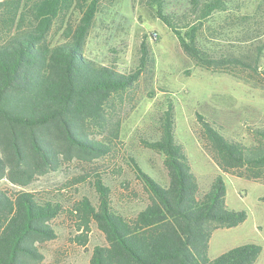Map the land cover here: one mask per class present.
Listing matches in <instances>:
<instances>
[{
    "label": "trees",
    "instance_id": "1",
    "mask_svg": "<svg viewBox=\"0 0 264 264\" xmlns=\"http://www.w3.org/2000/svg\"><path fill=\"white\" fill-rule=\"evenodd\" d=\"M104 1L0 0V179L25 185L63 161L89 160L111 150L112 141L95 139L92 130L117 133L110 108L134 86L149 52L142 43L141 65L129 73L84 56L88 31ZM151 1L195 64L263 84L264 28L255 14L237 16L242 34L228 47L206 37L207 18L228 9V0L196 2L195 20L186 12L165 11L164 0ZM71 7L79 10L78 21L68 22L62 41L49 42L52 25ZM198 121L204 147L222 172L264 179V129L258 130L257 141L244 143L228 138L201 115ZM157 122L158 136L144 143L162 154L167 184L135 164L150 202L126 217L110 206L109 188L97 178V205L84 197L74 206L78 228H83L78 241L85 243L91 221L105 238V244L93 246L89 264H254L261 252L255 242L208 256L213 230L236 226L247 213L227 206L221 174L200 191L175 138L172 101L165 103ZM61 211L60 202L32 191L9 194L0 188V264H37L39 244L56 236L50 221Z\"/></svg>",
    "mask_w": 264,
    "mask_h": 264
},
{
    "label": "rangeland",
    "instance_id": "2",
    "mask_svg": "<svg viewBox=\"0 0 264 264\" xmlns=\"http://www.w3.org/2000/svg\"><path fill=\"white\" fill-rule=\"evenodd\" d=\"M198 1L201 0H164V10L186 12L188 19L195 20ZM245 13L255 14L264 28V0H228V9L214 11L207 18L208 41L235 45L242 34L236 18ZM79 17V10L71 7L52 25L47 40L62 41L68 22L73 25ZM142 43L149 52L143 70L131 90L110 108L116 135L110 133V128L92 130L95 139L112 141L107 154L89 160L63 161L57 169L37 174L25 185L0 179V188L9 194L25 189L62 206V211L50 221L56 236L39 244L42 259L37 264H89L93 246L106 243L94 221L89 224L85 243L77 239L83 228H78L80 218L74 206L84 197L97 205V178L109 188L110 206L130 218L150 202V193L137 175L135 164L159 183L167 184L162 154L144 143L158 136V117L167 101L173 102L175 138L184 148L200 191L207 190L215 175L221 174L227 206L247 213L238 225L213 230L208 256L213 258L233 246L255 242L261 245V252L254 264H264V179L222 172L204 147L198 121V115L211 120L230 139L257 141L258 130L264 129V82L195 64L175 34L156 15L151 0L102 2L83 53L98 64L129 73L141 65Z\"/></svg>",
    "mask_w": 264,
    "mask_h": 264
}]
</instances>
